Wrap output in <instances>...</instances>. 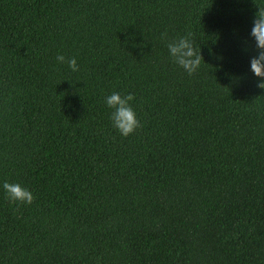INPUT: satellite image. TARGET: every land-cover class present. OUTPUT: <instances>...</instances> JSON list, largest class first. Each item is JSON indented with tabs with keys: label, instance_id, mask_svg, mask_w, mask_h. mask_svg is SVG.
<instances>
[{
	"label": "trees",
	"instance_id": "1",
	"mask_svg": "<svg viewBox=\"0 0 264 264\" xmlns=\"http://www.w3.org/2000/svg\"><path fill=\"white\" fill-rule=\"evenodd\" d=\"M0 264H264V0H0Z\"/></svg>",
	"mask_w": 264,
	"mask_h": 264
}]
</instances>
